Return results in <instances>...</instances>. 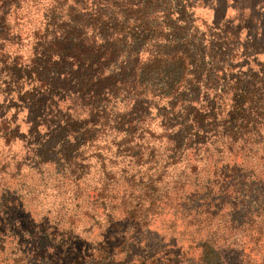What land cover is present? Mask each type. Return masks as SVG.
<instances>
[{
  "label": "trees",
  "instance_id": "trees-1",
  "mask_svg": "<svg viewBox=\"0 0 264 264\" xmlns=\"http://www.w3.org/2000/svg\"><path fill=\"white\" fill-rule=\"evenodd\" d=\"M41 2L0 0V151L18 145L16 168L64 156L79 188L77 163L100 144L128 175L116 196L100 169L88 204L102 238L70 246L69 264L186 260L176 240L135 260L140 238L125 236L167 208L203 230L199 264H248L264 236V0Z\"/></svg>",
  "mask_w": 264,
  "mask_h": 264
},
{
  "label": "rangeland",
  "instance_id": "rangeland-1",
  "mask_svg": "<svg viewBox=\"0 0 264 264\" xmlns=\"http://www.w3.org/2000/svg\"><path fill=\"white\" fill-rule=\"evenodd\" d=\"M41 1L43 10V6L52 0ZM259 9L258 18H261V13L264 18V4L260 5ZM41 10L34 13L32 24L40 18ZM227 14L232 16L233 10L229 8ZM195 16L210 22L212 11L206 7H197ZM244 35L243 30L240 40ZM258 58L264 61V53L259 54ZM240 59L239 62L238 58L235 60L237 64L243 61V58ZM237 70L239 71L238 68ZM153 112L154 108L151 114ZM154 124L155 122H152V125ZM20 128L22 131L27 128L22 121ZM1 148L2 146L0 150ZM108 153L109 151L101 148L100 144L98 147L85 149L83 156H86L87 160L77 163L82 164V170L78 171L82 174L79 183H76L80 185L78 188L73 185L78 180L72 182L70 178L64 177L67 167L64 156H56L51 152L45 156L46 161L45 157L41 156L34 166L29 165V160H24L19 168H16L15 160L19 159L21 154L18 145L13 144L9 150L0 151V264H69L70 246L79 244L86 247V243L95 244L102 238L104 222H99L102 219L101 209L88 204V199H91L94 193L93 186H96L97 177L101 173L100 169L106 168L103 171L108 175V182L118 181L109 194L119 196L125 189H129L122 177V174L128 176L122 172L124 164L110 160ZM190 189V186L185 187L186 192ZM246 197L252 201L255 193ZM114 214L118 215L119 210ZM147 229L148 232H143L137 226L129 227L125 235L140 238L134 250L135 260L138 259V253L144 255L152 250L159 253L171 246V241L176 240V246H180L187 257L177 264H199L197 260L192 259L198 253L192 238H198L203 230L188 224L178 213L170 208L165 209L152 218ZM73 236L76 239H73ZM252 244L253 240L248 242L244 251ZM253 254L248 264H264V236L258 240L257 249ZM233 257L235 255L231 252L229 258L232 260Z\"/></svg>",
  "mask_w": 264,
  "mask_h": 264
}]
</instances>
